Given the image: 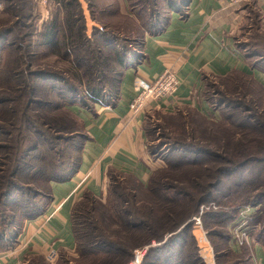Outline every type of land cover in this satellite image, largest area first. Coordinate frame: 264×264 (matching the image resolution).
Here are the masks:
<instances>
[{
	"label": "trees",
	"instance_id": "trees-1",
	"mask_svg": "<svg viewBox=\"0 0 264 264\" xmlns=\"http://www.w3.org/2000/svg\"><path fill=\"white\" fill-rule=\"evenodd\" d=\"M4 1L5 3L10 2V0ZM56 1L60 4L63 14L59 17L57 13L44 23L40 43L50 46L62 61L72 64L73 67L69 66V69L64 70L69 76L59 72L51 74L53 77L48 76L55 78L56 82H61V85L55 82L46 83L49 82L48 78L43 77L39 71H33L32 61L29 63L26 61L25 52L19 53L20 47L14 42L0 47V81L5 80L6 82L3 85L0 83V153L5 166L8 164L7 160L10 155H15L14 151L19 146L18 138H12L10 131L6 128H16L14 117L17 112H20L21 106L26 117L28 109L42 110L53 106V108L72 110L70 108L74 105H80L87 109H92L96 104L114 105L120 97L126 71L134 67L135 62L141 59L144 34L159 31L165 24L166 13L170 8L182 6L185 9L184 0H165L167 9L162 12L160 9L156 10L162 22L156 24L146 19L145 31L138 43L140 45L138 48H133L132 40L124 38L122 41L124 43H120L112 31L97 26H94L92 36H90L79 0ZM126 1L131 4V0ZM154 1L156 2V0ZM132 7L134 8V5ZM142 8H145L143 11L146 13L147 8L144 6ZM11 31L9 29L7 32ZM3 52H5L4 56ZM9 54L11 57L7 58ZM259 56L257 60H254V63L264 69V55L259 54ZM25 64L30 68L25 69ZM41 77H43L44 84L38 82ZM40 85L44 88L42 93ZM48 87H55L59 97L44 100L49 95ZM224 98L225 106L228 108L229 99L226 95ZM234 105L235 108L242 109L240 102H235ZM74 114L78 120L73 117L74 119L71 118L70 121L78 123V126L66 132L67 135L55 134L58 127L53 126L48 120L38 123L34 122L30 115L25 118L26 135L23 141L21 139L19 151L22 153L15 155L16 157L12 161H16L15 168L11 172L5 170V173H2L0 171V196L9 198V202L12 201L14 204L12 209L19 210L23 218L18 221L17 214L10 215L11 218H8L6 226L0 229V247L13 246L24 220L34 218L48 209L52 200V182L67 181L77 172L83 143L87 139V135L81 118L76 113ZM41 117L44 118V115L41 114ZM244 118L252 128H258L260 132L264 131V121L254 120V116L251 117V114ZM150 120L151 115H147L145 129L148 152L152 156V145L149 139L152 130L149 126ZM231 124H234V121ZM80 128H83L84 135ZM78 139L80 142L83 141L77 146ZM13 140L14 143H12ZM56 142L63 143V151L58 148ZM256 142L260 145L261 152H264V138L260 136ZM234 143L238 147L237 151L216 152L205 149L208 147L192 148L193 145L184 141L180 147L164 148L169 143L162 141L160 148L164 150L163 153L178 151V156L173 161L167 159L169 162L160 171L154 170L146 184L139 182L133 176H123L111 172L108 186L110 195L106 202L91 192L84 191L73 206L71 221L76 239L74 251L76 255L74 259L62 258L63 260L56 264H131L135 259V252L139 248L145 249L141 264H207L193 234L194 217L199 214L201 205L208 204L207 202L210 201L213 194L212 191L222 185L227 174L234 172L235 167L261 158L250 156L245 160L246 151L241 149L247 142L244 143L243 139L236 138ZM72 146L77 152L79 151L75 159H72V151H70ZM68 148L70 149L68 150ZM66 154H69V158L72 160L66 167H59V163L62 162L61 158ZM21 162H23L22 166H18ZM169 170H182L183 174L193 173L196 170H198V174H201L200 170H203L206 179L200 181L202 177L194 175L190 178V186H187L178 178L172 179L168 177L167 173L164 174ZM262 174H264V169L261 171V176ZM116 177L133 180L129 186V193L124 194L118 191L120 187L118 183L113 186ZM257 182L259 179L254 177L246 180L244 184H236L238 189L234 191L233 188H229L228 193H221L224 199H228V202H224L225 204L222 206H227L229 209L221 210V207L218 206L217 211L204 210L201 220L211 218L213 216L211 212H219L227 221L225 226L232 228L237 217V208L229 205L237 201L239 194L243 197L244 203L262 205L264 193L260 195V193L254 192L257 190ZM21 183L28 186L26 190L31 199L23 198L18 201L19 199L15 198V195L13 198V193L16 192L13 190L23 189ZM137 183L142 185L138 186ZM137 187H140L151 199L150 204L147 205L143 198H138ZM40 196L47 198L48 202L44 205L38 204L36 199ZM252 196L258 197V200H250ZM1 202L0 198V204ZM217 202L219 201L217 200ZM218 216L220 215L218 214ZM258 219L257 217V222ZM219 223V221H215L214 224H207L204 221L208 237L215 236L225 242L222 249L216 250L218 251L216 252V263L222 264L219 261L220 251L223 252V256L228 257L233 253L238 257L241 254V252L239 253L240 249L246 250L244 252L252 260L248 246L242 248L233 246L232 234L222 232L213 226L219 225ZM111 227L116 229H111ZM262 231L264 232V226ZM256 240L264 246V233L258 235ZM229 242L232 243L231 248ZM63 255L68 254H60V256ZM38 259H42V257H32L28 264H41Z\"/></svg>",
	"mask_w": 264,
	"mask_h": 264
},
{
	"label": "rangeland",
	"instance_id": "rangeland-1",
	"mask_svg": "<svg viewBox=\"0 0 264 264\" xmlns=\"http://www.w3.org/2000/svg\"><path fill=\"white\" fill-rule=\"evenodd\" d=\"M79 1L81 2L83 8L87 32L90 36H92L94 26H97L101 29L112 31L120 43H124L122 42L124 41V38L132 40L133 48H138L140 45L138 43L145 31L144 27H146L145 20L147 19L151 23L160 24V22H162L161 17L156 13V10L160 9V12H162L167 9V3L165 0H156V2L154 0H146L147 2L145 0H131V4H128L126 0ZM132 5H134V8ZM142 6L147 8L145 10L147 14L143 11L145 8H142ZM151 8L152 10H150ZM57 13L59 14V17H61L63 10L56 0H10V2L7 3H5L4 0H0V47L10 42H14L20 47L19 53L25 52L26 61L28 63L32 61L31 68L33 71H39L43 77L48 78L47 81L49 82L46 83L50 84L55 82L58 85H61V82H56L57 80L55 78H49L48 76L53 77L51 74L58 72L69 76V74L64 70L69 69V66H73L69 62L62 61L56 54V51L53 52L50 46L44 44L42 45L40 43L42 38L41 33L44 30L45 25L44 23H46L48 19L53 18V15ZM247 15L248 16L240 23L237 35L239 44L244 53L254 55L253 59L257 60L258 57H260L259 54L264 55V20L262 19L254 2H251V8H249ZM9 29L12 30L10 33L7 32ZM4 53L5 52H3V56ZM9 57H11V54H9L7 58ZM24 68L29 69L30 66L25 64ZM41 72L45 73L42 74ZM43 77L38 80L41 84L45 83L43 82ZM0 83L3 85L6 82L5 80H2ZM43 90L44 88L41 86V93ZM48 90L49 95L44 98V100L59 97V93L55 87H48ZM224 95H226L229 99L228 108L225 106ZM200 97L205 99L210 104V107H212L215 111H212V109L207 105L201 104L198 106L199 108H196L195 106L185 107L182 111L174 114L164 113L163 111H155L151 114V124L149 125L150 129H152L149 134V139L152 145L151 152L152 156L157 159L158 163H160V168H158L156 172L166 166L169 162L167 159L173 161L178 156V151H166L163 153L164 150L160 148L162 141H168L169 143L165 145L166 147L164 148L172 146L175 148L180 147L181 143L184 141L193 145L192 148L208 147L205 149H211L216 152H220L222 150H228L231 152L238 150L234 141L236 138H241L244 140V143L247 142L245 143V147L241 149L242 151H246L244 156L245 160L250 156L261 157L257 158L258 160H250L242 166L235 167L234 172L227 174L222 182V185L212 191L213 194L209 199L210 201L207 202L208 204L201 205L199 214L196 215L201 217L204 210L217 211L216 208L218 206L221 207V210H225V208L229 209L227 206H222L228 202V199H224L221 193H228L229 188H233V191L238 189L236 184H244V182L248 179H252L254 177L259 179V182H257L258 186H256L257 190L254 192L260 193V195L264 193V174L261 176V171L264 169V152H261L262 150H260V145L256 142L260 136L264 138V131L260 132L258 128H252L246 123L247 119L244 118V116L247 117V115L251 114V117L254 116V120L257 119L259 121H264V83L261 82L257 76L246 75L244 73L217 79L212 78L206 81L203 91L200 92ZM235 102H240L242 104V109L235 108ZM246 107L248 108L246 109ZM231 111L234 112L230 114L229 112ZM26 112L31 116L34 122L40 123L48 120L53 126L58 127L55 132L57 135H61V133L67 135L66 132L78 126V123L76 124L70 121L73 117L77 119L74 111L66 108H53L52 106L51 108H43L42 110L28 109ZM36 114H39V116H36ZM41 114L44 115V118L41 117ZM26 117L23 113V107L21 106L20 112H17L14 117L16 121V128H6L10 131L12 138H18L19 146L17 147V150L14 151L15 155L22 153V151H19V148L21 145V139L23 141L26 135L24 126ZM233 121L234 124H231ZM239 123H241V125H239ZM79 125L81 126L80 120ZM80 131H82L84 135L83 128H80ZM82 141L80 142V139H78L76 145H80ZM14 142L15 141L13 140L12 143ZM56 143L58 148L63 151V143ZM76 145L73 144L74 147H76ZM73 146L71 149L68 148V150L70 149V151H72V159H75L79 151L77 152ZM155 153L156 155H154ZM15 155H10V158L7 160L8 164L5 166L3 164V156L0 153V171H2V173H5V170L11 172L15 168L16 161L12 162L16 157ZM69 157V154L63 156L61 158L62 162L59 163V167H66L72 160ZM22 163L23 162L19 163L18 166H22ZM177 171L169 170L168 172H164V174L167 173L168 177L172 179L178 178L187 186H190V178L194 175L201 176L202 179L200 181L206 179L203 170H200L202 171L201 174L197 173L198 170L193 173L189 172L186 174H183L182 170ZM115 180L113 186H116L118 183L120 185L118 191L123 192L124 194L129 193V186L132 184L133 180L130 178L121 179L120 177H116ZM22 183V190H13L16 191L13 193V198L15 195V198L18 197V201H21L23 198L31 199L27 193L28 191L26 190L28 186ZM18 185L20 186V183ZM137 185L139 186L142 184L137 183ZM136 194L139 199L143 198L145 200V204H150L149 202L151 199L145 195L140 187L136 188ZM108 195L110 194L107 189V196L102 199L104 202L107 201ZM111 195L113 196V194ZM0 198L2 201L0 204L1 229L6 226L8 218H11L10 215L17 214L18 221L20 218H23V215L19 210L12 209V205L14 204H12V201L9 202V198H6L5 196H0ZM217 200L219 202H217ZM250 200H258V197L252 196ZM36 202L44 205L48 202V200L47 198L40 196L36 199ZM210 202L212 203L209 204ZM241 203H244V199L239 194L237 201L232 202L229 206H233L234 208V206ZM258 205L260 207L258 214L259 219L258 222L256 221L255 229L253 231V238L255 240L258 235L264 233L262 231V227L264 226V199L262 205ZM211 213L213 215L211 218H204L203 221L201 220L200 224L194 223L192 230L195 229V233L200 244V250L206 258L208 264H215L217 260L216 252H218L216 250L222 249L225 242L215 236L211 238L208 237V231L205 229L204 221L207 224H214L215 221H219V225L213 226L222 232H228V234H231V228L230 226H228V228L225 226L227 221L223 219L221 213ZM218 214L220 216H218ZM231 214L233 213L231 212ZM111 229L116 228L111 227ZM9 233L10 232L8 231V234ZM229 245L231 248L232 243L229 242ZM140 249L142 248L137 250ZM244 251L246 250L240 249L239 253L241 252V254H239L240 256L238 257L233 253L226 257L223 256V252L220 251L219 261L222 264H253L248 254ZM75 255L76 254L74 252L73 254L60 256L55 264L61 262L63 260L62 258L74 259ZM38 260L41 264H50L46 258L42 257V259Z\"/></svg>",
	"mask_w": 264,
	"mask_h": 264
},
{
	"label": "crops",
	"instance_id": "crops-1",
	"mask_svg": "<svg viewBox=\"0 0 264 264\" xmlns=\"http://www.w3.org/2000/svg\"><path fill=\"white\" fill-rule=\"evenodd\" d=\"M251 2L264 20V0L236 4H230V0H184L185 9L170 8L163 27L144 34L143 54L126 71L118 101L114 105L96 104L92 109L71 107L81 118L87 135L78 170L67 181L51 183L48 209L24 220L13 246L0 247V264H28L32 257L46 258L51 248L60 254H73L76 247L71 221L73 206L84 191L104 199L111 172L133 176L143 184L148 182L160 163L148 152L147 115L155 111L174 114L185 107L199 108L201 104L215 111L200 97L206 81L212 78L244 73L257 76L264 83V69L255 65L253 55L244 53L237 35ZM166 69L175 71L179 79L177 91L151 101L142 113L133 117L130 113L135 94L133 79L154 80ZM193 234L200 249L195 229ZM250 252L253 264H264L261 243L255 240ZM200 253L207 262L201 250Z\"/></svg>",
	"mask_w": 264,
	"mask_h": 264
},
{
	"label": "built area",
	"instance_id": "built-area-1",
	"mask_svg": "<svg viewBox=\"0 0 264 264\" xmlns=\"http://www.w3.org/2000/svg\"><path fill=\"white\" fill-rule=\"evenodd\" d=\"M249 0H230V4H236ZM179 86V79L173 69H166L154 80H147L141 77L133 79L132 87L134 97L130 102L131 115L137 116L142 113L151 101L160 100L174 94ZM237 217L231 228V240L234 246L242 248L248 246L252 250L253 231L255 229L256 219L259 214L260 207L253 203H241L236 206ZM195 223L200 224L201 217H194ZM145 249L135 252V259L131 264H141ZM60 256L57 249L51 248L46 254V259L50 263H55Z\"/></svg>",
	"mask_w": 264,
	"mask_h": 264
}]
</instances>
